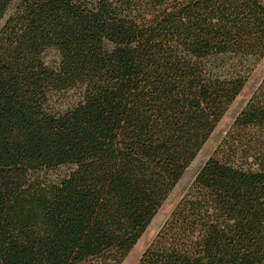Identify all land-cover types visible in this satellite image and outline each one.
I'll list each match as a JSON object with an SVG mask.
<instances>
[{"label":"trees","instance_id":"trees-1","mask_svg":"<svg viewBox=\"0 0 264 264\" xmlns=\"http://www.w3.org/2000/svg\"><path fill=\"white\" fill-rule=\"evenodd\" d=\"M0 264H122L264 57V0H0ZM139 264H264V79Z\"/></svg>","mask_w":264,"mask_h":264},{"label":"rangeland","instance_id":"rangeland-1","mask_svg":"<svg viewBox=\"0 0 264 264\" xmlns=\"http://www.w3.org/2000/svg\"><path fill=\"white\" fill-rule=\"evenodd\" d=\"M1 24V23H0ZM264 79V57L256 66L252 74L250 75L246 85L242 89L241 93L236 97L233 103L229 106L227 112L220 120L206 143L203 145L199 153L196 155L195 159L190 163V165L185 170L181 179L178 181L177 185L171 191L166 201L160 207L154 218L152 219L150 225L143 233L141 238L138 240L133 249L126 256L122 264H139L140 258L145 251V249L150 245V243L156 237L159 229L164 224L166 219L170 216L172 210L180 201L182 196L185 194L189 186L194 180V177L202 166V164L210 157L214 149L220 143L225 133L228 131L232 125L235 117L244 107L246 102L252 96L255 89Z\"/></svg>","mask_w":264,"mask_h":264}]
</instances>
